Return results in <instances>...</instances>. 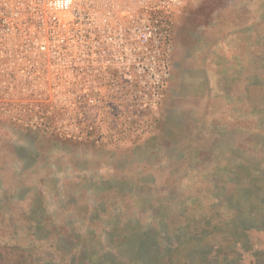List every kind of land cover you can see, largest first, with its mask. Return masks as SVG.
Wrapping results in <instances>:
<instances>
[{"label":"rangeland","instance_id":"1","mask_svg":"<svg viewBox=\"0 0 264 264\" xmlns=\"http://www.w3.org/2000/svg\"><path fill=\"white\" fill-rule=\"evenodd\" d=\"M167 1L170 75L147 127L76 129L74 114L57 112L49 121L58 128H25L28 115L11 111L27 99L0 98V264H63L57 252L69 251L56 243L72 235L100 239L92 243L102 264H159L171 253V264H264V218L254 210L256 221L242 220L257 232L226 255H201L183 238L178 246L182 206L191 218L215 213L197 188L209 190L210 177L236 185L241 172L264 188L244 166L255 155L264 171V0ZM235 193L241 207L249 202V192ZM142 228L171 248L143 239ZM126 230L131 242H117Z\"/></svg>","mask_w":264,"mask_h":264},{"label":"built area","instance_id":"2","mask_svg":"<svg viewBox=\"0 0 264 264\" xmlns=\"http://www.w3.org/2000/svg\"><path fill=\"white\" fill-rule=\"evenodd\" d=\"M57 2L0 0V98L27 99L10 110L25 128H58L57 112L76 129L147 127L170 75V3Z\"/></svg>","mask_w":264,"mask_h":264},{"label":"trees","instance_id":"3","mask_svg":"<svg viewBox=\"0 0 264 264\" xmlns=\"http://www.w3.org/2000/svg\"><path fill=\"white\" fill-rule=\"evenodd\" d=\"M45 130V129H42ZM79 144H83L82 142H79ZM86 144H90L87 143ZM248 154L251 153V150L248 149ZM250 158V159H249ZM252 158V159H251ZM255 155L249 156L244 160V166L245 171L251 173L252 177L254 176H264V171L262 173H259V170L257 166H255ZM254 161V162H253ZM254 165V166H253ZM216 175V174H215ZM213 175L212 178L210 177V180L212 181V184H210L209 190L202 189V187H197L200 194H203L206 197H209L211 199V211H214L215 213L205 215L198 218H191L192 212H190L191 208L189 205H184L181 207L182 212L180 215V223H178V246L181 245L180 241L182 238V244L188 243L191 244H198L202 245V253L203 254H210V252L214 250H218L219 253L223 252V254H227L230 252L231 248L238 245H244V238L247 237L250 233L257 232V225L256 222H253V224H244L243 223V217L245 215H250L255 220L258 215H260L261 218H264V213H257L258 211L254 205H250V201H245L244 204H242V207L240 206V196H237L235 192H239L245 190V192H249V194L255 195V200L257 198L260 199L259 207L262 208L261 210L264 211V205L261 202V197L264 194V188L259 187V185H256V182L252 185L248 184V180L245 178H241V172L238 173L240 178L238 179L236 185V189L231 182H228L227 178H224V180L219 175ZM250 185V187L248 186ZM247 187V188H246ZM118 196V199H123L124 195H122L119 190L115 192ZM119 193V194H118ZM217 205H214V204ZM245 207V208H244ZM123 209V208H122ZM244 209V210H243ZM255 215H253L252 211ZM125 212L126 210L123 209ZM247 213V214H246ZM255 217V218H254ZM170 217L167 215L165 217V222L169 221ZM256 221V220H255ZM259 222V221H257ZM264 220L260 223L259 227L261 228L264 226ZM118 230V226L115 227L114 232ZM143 232L140 234L143 239L150 240L153 245L160 246V249H166L169 250L171 248L170 244L168 246L162 245L163 239L162 237H158L155 234L152 233V231H146L144 228L141 229ZM176 231V230H175ZM132 233L128 234V231L126 230L125 235H121L120 232H118L117 235V242H125V244H129L131 242L130 237ZM154 235L157 237L155 238ZM167 236L173 235V230L170 229V227L167 225ZM93 241L89 238H84L77 235H72V238H69V242H63L64 246L60 245V243H56L57 250H61L63 247L66 248L69 252L66 253L64 251H58L56 254L60 259H62L63 264H80L82 260L85 261L83 264H102L100 260H98L96 255L98 252L97 247L92 242H98L100 239L92 238ZM147 240V241H148ZM43 241V240H42ZM56 242V241H55ZM149 243V244H150ZM69 244V246H68ZM55 246V245H54ZM60 246V247H59ZM77 247V248H76ZM88 247L89 252L86 255L85 254V248ZM153 247V246H152ZM54 249V247H52ZM215 248V249H214ZM160 251V250H159ZM95 253V256H92V254ZM71 255V256H70ZM173 253L171 255L163 256L161 259H159L157 262L159 264H165L169 263L171 264L173 258ZM69 258H72L71 260ZM82 258V260H81ZM97 259V260H96ZM226 260V259H225ZM223 260V262H225ZM222 262V263H223Z\"/></svg>","mask_w":264,"mask_h":264},{"label":"water","instance_id":"4","mask_svg":"<svg viewBox=\"0 0 264 264\" xmlns=\"http://www.w3.org/2000/svg\"><path fill=\"white\" fill-rule=\"evenodd\" d=\"M248 201H250V205L253 204L254 207L257 208V210H258L257 213H264V211L261 210L262 208H260V207L258 206V205H259V202H260V199L257 198V199L255 200V195H254V194H251L250 200H248Z\"/></svg>","mask_w":264,"mask_h":264},{"label":"clouds","instance_id":"5","mask_svg":"<svg viewBox=\"0 0 264 264\" xmlns=\"http://www.w3.org/2000/svg\"><path fill=\"white\" fill-rule=\"evenodd\" d=\"M70 4V0H58L57 6L58 7H68Z\"/></svg>","mask_w":264,"mask_h":264},{"label":"crops","instance_id":"6","mask_svg":"<svg viewBox=\"0 0 264 264\" xmlns=\"http://www.w3.org/2000/svg\"><path fill=\"white\" fill-rule=\"evenodd\" d=\"M69 140H72V139H69ZM70 144H72V141H70Z\"/></svg>","mask_w":264,"mask_h":264}]
</instances>
